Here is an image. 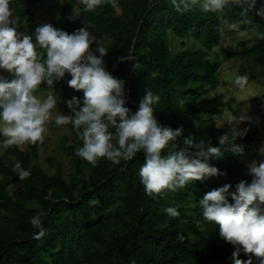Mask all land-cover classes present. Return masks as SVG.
Segmentation results:
<instances>
[{
    "label": "trees",
    "instance_id": "16d2710c",
    "mask_svg": "<svg viewBox=\"0 0 264 264\" xmlns=\"http://www.w3.org/2000/svg\"><path fill=\"white\" fill-rule=\"evenodd\" d=\"M49 4L57 9V18L38 23L36 14ZM116 4L114 8L105 2L86 11L80 0H10L9 10L17 32L25 31L33 43L35 29L44 24L69 35L84 28L91 40L89 53L99 57L98 47L107 49L103 66L123 82L118 99L130 110L128 117L135 114L150 90L160 97L152 105L158 126L183 128L180 136L162 150L161 158L185 150L189 160L199 159L214 166L218 174L189 181L175 192L165 189L149 196L139 176L144 163L142 149L131 160L113 164L99 158L93 166L76 155L83 140L72 123L64 124L70 134L63 140L69 144L62 148L70 162L67 174L48 172L38 164L39 141L26 142L23 149L15 144L3 148L0 264H235V259L249 257L252 264H260L257 257L244 252L243 245L221 237L219 225L204 219L199 201L206 193L229 185L223 194L229 204H234L232 195H238L239 183L243 181L247 188L256 179L241 159L253 146L264 143V133L257 138L246 133L243 138L237 137L232 141L240 145L237 150H231L227 143L221 145L219 137L227 134L231 139V130L219 127L216 118L224 110L233 111L235 99L208 94L219 84L221 63L211 60L210 55L221 44L224 18L229 23L250 21L240 23L239 30L256 34L254 44L229 57L241 59L238 75H246L247 84L264 82V18L255 14L264 7V0H256L246 17L240 16L239 6L232 5L222 12H205L199 5L177 12L171 0H116ZM74 9L79 15L73 18ZM36 50L37 60L43 64L46 50L40 46ZM130 53L135 60L120 59ZM135 63L141 67L133 70ZM70 79L67 72L61 78L53 74L52 85L45 79L32 94L52 96L64 112L74 117L83 106V91L70 88ZM74 96L79 104L69 108L68 102ZM116 122L119 124V117ZM108 131L112 133L111 143L118 147L116 128L109 126ZM0 139L3 143L4 137ZM188 139L193 140L192 146L185 144ZM201 141L202 149L197 147ZM209 147L220 148L221 155L208 154ZM201 151L205 155L198 156ZM47 160L50 165L54 162L51 157ZM17 162L22 170L30 172L29 177L19 179V173L13 171ZM261 162L264 156L256 165ZM168 207L176 208L180 215L170 217L164 211ZM249 209L264 216V203L259 198ZM37 213H43L44 235L40 239L34 238L38 230L30 223Z\"/></svg>",
    "mask_w": 264,
    "mask_h": 264
},
{
    "label": "clouds",
    "instance_id": "9594fccd",
    "mask_svg": "<svg viewBox=\"0 0 264 264\" xmlns=\"http://www.w3.org/2000/svg\"><path fill=\"white\" fill-rule=\"evenodd\" d=\"M9 2L10 0H0V69L15 75L12 80L0 79V136L4 137L5 149L14 144L43 142L42 134L46 130L44 125L50 118V110L55 107L56 101L49 96L41 103L32 93L45 79L48 85H52L53 74L61 78L67 72L71 76L67 82L68 86L75 91H83V106L75 112L74 117L57 116L56 124L72 123L77 130L83 140V147L77 149V156L93 166L99 158L119 164L121 159L131 160L142 149L144 163L139 170V176L145 193L149 196L159 195L165 189L175 192L189 181L218 174V169L214 166L202 163L199 159L189 160L185 150L169 155L166 159L161 158L162 150L170 141L180 136L183 128L173 130L170 127L158 126L152 115V105L159 102L160 97L150 90H147L140 100L135 114L128 117L130 110L123 106V100L118 99L123 82L113 78L103 66L102 58L107 49L103 45L98 47L99 57L89 53L91 40L84 28L69 35L51 24L37 27L36 43L46 50V60L43 64L38 62L32 36L23 35L21 39L15 21L10 19L12 12L9 10ZM80 2L85 5L86 11H93L105 2L111 3L114 8L117 7L116 0ZM171 3L177 12L190 11L197 5L205 12H222L230 5L239 6L240 16L246 17L255 7L256 0H171ZM255 14L264 18V7L256 10ZM76 15H79V12L74 9L73 18ZM223 22L231 30H238L240 23H250L246 19L229 23L227 18H224ZM95 39L92 37V40ZM120 59L135 60L136 56L130 53ZM139 67L141 66L135 63L133 70ZM247 82L246 75H238L233 81L241 89ZM73 104H79L75 96L68 102V107L71 108ZM116 117H119V124ZM109 126L117 130L118 147L111 143L112 133L108 131ZM246 132L247 129L238 132L233 128L231 139L224 134L219 137V142L221 145L229 144L231 150H237L240 145L232 141L237 137L243 138ZM185 144L192 146L193 140H185ZM203 145L204 141H201L197 147L202 149ZM207 153L219 157L221 149L209 147ZM197 155L205 153L201 151ZM13 171L19 173L21 180L30 176V172L21 169L19 162L15 164ZM251 172L255 174L256 179L247 188L243 181L239 183L238 195H232L234 204H229L223 194L229 185L206 193L199 204L203 209L204 219L219 225L221 237L243 245L246 254L251 253L260 260V264H264V216L258 215L256 209H249V205L257 198L264 203V162L259 163V166L254 162ZM164 211L173 218L180 215L174 207H168ZM42 215L43 213H37L30 220L31 225L38 230L34 235L36 239L44 235ZM235 256L236 253H233V258ZM235 264H252V260L251 257L247 260L235 259Z\"/></svg>",
    "mask_w": 264,
    "mask_h": 264
},
{
    "label": "rangeland",
    "instance_id": "374dc122",
    "mask_svg": "<svg viewBox=\"0 0 264 264\" xmlns=\"http://www.w3.org/2000/svg\"><path fill=\"white\" fill-rule=\"evenodd\" d=\"M47 7L49 8H42L36 14L35 18L38 23L53 22L57 18V9L52 4L47 5ZM258 7L261 6L258 5ZM223 30L220 46L216 47L210 55L211 60H217L221 63L219 84L212 88L208 95L210 97L221 96L223 100L234 98L235 103L232 105L233 111L224 110L221 117L216 118V122L219 127L228 128L229 130L235 128L236 131L243 132L247 129L246 134H251L254 138H257L264 133V82L261 84L250 82L243 89L237 87L233 81L238 76L237 66L242 61L239 57H229V54L239 52L246 46L253 45L256 34L242 32L239 29L231 30L227 26H224ZM17 33L21 39L23 35H26L25 31ZM33 44L38 48L37 43ZM249 64L251 65L250 62ZM13 76H15L14 73L0 69V79ZM35 97L43 103L49 95L37 94ZM57 116L71 117L72 115L64 112L58 104L51 109L50 118L44 125L46 130L42 134L43 142H39L38 164L48 172L60 171L67 174L70 170V162L64 155L62 148L69 144V141L63 142V140L66 135L70 134L64 124H56ZM242 116L245 119L241 120ZM18 146L23 149V144ZM3 148L0 139V152L3 151ZM262 156H264V143L253 146L241 159L245 164L246 171L251 172L253 163L257 164ZM48 157L53 158V164L48 163ZM15 190L14 188L11 192Z\"/></svg>",
    "mask_w": 264,
    "mask_h": 264
},
{
    "label": "water",
    "instance_id": "95a60500",
    "mask_svg": "<svg viewBox=\"0 0 264 264\" xmlns=\"http://www.w3.org/2000/svg\"><path fill=\"white\" fill-rule=\"evenodd\" d=\"M135 41V40H134ZM133 49V46H132V48H131V50Z\"/></svg>",
    "mask_w": 264,
    "mask_h": 264
}]
</instances>
